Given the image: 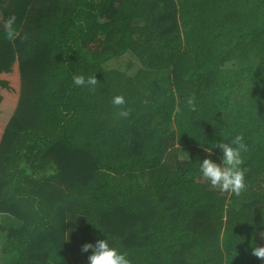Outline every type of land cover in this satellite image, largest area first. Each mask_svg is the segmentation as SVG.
<instances>
[{
	"label": "trees",
	"instance_id": "trees-1",
	"mask_svg": "<svg viewBox=\"0 0 264 264\" xmlns=\"http://www.w3.org/2000/svg\"><path fill=\"white\" fill-rule=\"evenodd\" d=\"M13 14L28 39L0 26V214L20 224L0 222L1 264H89L98 239L131 264H264V0H0ZM129 51L135 73L104 66ZM241 134L247 187L221 194L204 148Z\"/></svg>",
	"mask_w": 264,
	"mask_h": 264
},
{
	"label": "clouds",
	"instance_id": "clouds-1",
	"mask_svg": "<svg viewBox=\"0 0 264 264\" xmlns=\"http://www.w3.org/2000/svg\"><path fill=\"white\" fill-rule=\"evenodd\" d=\"M16 22L17 17L13 14L0 20V26H2L9 41L14 42L17 39L27 41V34H20ZM73 83L78 87H88L90 91H95V86L99 82L96 75L89 76L87 79L83 75H76L73 77ZM112 103L120 108L119 117L127 118L130 116L132 110L124 107L126 100L123 95L115 96ZM185 103L189 110H196V97L194 95L188 97ZM176 111H180L179 105H177ZM215 148H219L222 152L220 163L210 158ZM204 150L209 153V158H205L200 162L201 179L207 181L211 189L218 190L221 194L228 193L237 196L246 190L245 177L247 169L242 167L244 163L242 153L247 152L248 147L244 143L242 134L235 136L231 143L217 142L211 147L204 148ZM258 236L259 239L264 240V231H260ZM89 250H91V255L88 256L89 264H131V261L127 258V253H121L110 246L107 239H98L95 244L86 243L81 248L84 253L89 252ZM251 254L264 261V246L253 247Z\"/></svg>",
	"mask_w": 264,
	"mask_h": 264
},
{
	"label": "rangeland",
	"instance_id": "rangeland-1",
	"mask_svg": "<svg viewBox=\"0 0 264 264\" xmlns=\"http://www.w3.org/2000/svg\"><path fill=\"white\" fill-rule=\"evenodd\" d=\"M140 65V60L130 51L126 52L122 56L115 57L104 63V66L107 69L118 68L130 74L135 73L139 69ZM0 222L4 223L7 226H18L20 224L19 220L9 214H0ZM259 232L260 231L257 232L258 242L260 246H264V240L259 239ZM4 240L5 233L0 231V264L4 263L9 258L8 255L2 253V244Z\"/></svg>",
	"mask_w": 264,
	"mask_h": 264
},
{
	"label": "crops",
	"instance_id": "crops-1",
	"mask_svg": "<svg viewBox=\"0 0 264 264\" xmlns=\"http://www.w3.org/2000/svg\"><path fill=\"white\" fill-rule=\"evenodd\" d=\"M1 246V245H0Z\"/></svg>",
	"mask_w": 264,
	"mask_h": 264
}]
</instances>
